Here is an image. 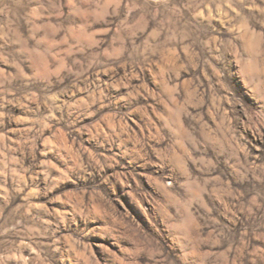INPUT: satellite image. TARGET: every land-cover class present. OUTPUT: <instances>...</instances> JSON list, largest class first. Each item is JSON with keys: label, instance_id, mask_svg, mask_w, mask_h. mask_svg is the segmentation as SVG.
Segmentation results:
<instances>
[{"label": "clouds", "instance_id": "1", "mask_svg": "<svg viewBox=\"0 0 264 264\" xmlns=\"http://www.w3.org/2000/svg\"><path fill=\"white\" fill-rule=\"evenodd\" d=\"M0 264H264V0H0Z\"/></svg>", "mask_w": 264, "mask_h": 264}]
</instances>
